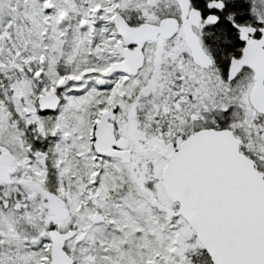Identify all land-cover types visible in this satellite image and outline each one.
I'll use <instances>...</instances> for the list:
<instances>
[{"label": "snow or ice", "instance_id": "1", "mask_svg": "<svg viewBox=\"0 0 264 264\" xmlns=\"http://www.w3.org/2000/svg\"><path fill=\"white\" fill-rule=\"evenodd\" d=\"M0 264H264V0H0Z\"/></svg>", "mask_w": 264, "mask_h": 264}]
</instances>
